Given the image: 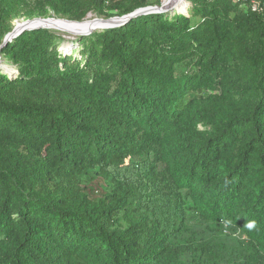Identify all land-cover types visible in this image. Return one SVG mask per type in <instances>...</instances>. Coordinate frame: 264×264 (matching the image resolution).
I'll return each mask as SVG.
<instances>
[{
  "label": "trees",
  "instance_id": "16d2710c",
  "mask_svg": "<svg viewBox=\"0 0 264 264\" xmlns=\"http://www.w3.org/2000/svg\"><path fill=\"white\" fill-rule=\"evenodd\" d=\"M162 1L0 0V47ZM187 1L1 49L0 264H264V0Z\"/></svg>",
  "mask_w": 264,
  "mask_h": 264
},
{
  "label": "water",
  "instance_id": "95a60500",
  "mask_svg": "<svg viewBox=\"0 0 264 264\" xmlns=\"http://www.w3.org/2000/svg\"><path fill=\"white\" fill-rule=\"evenodd\" d=\"M181 6H183V9H180ZM188 7H189V2L187 0H170V1L163 0L160 5L142 7L129 14L123 16H114L110 18H103L98 16L94 18H90L93 15V13H89L87 17L82 21L58 18L55 16L34 17L31 19L17 20L14 29L6 35L4 42L0 47V67L2 65L6 66V64L3 63L1 58V49L4 46H6L11 40H13L15 37H17L26 30H33L38 28L61 29L65 25L78 24L80 25V28L77 32V36L83 37L85 35H90L95 30L119 27L121 25L126 24L131 19L143 14L162 13L168 11L172 12L175 10L178 12L187 13ZM88 22H94L95 24L92 26L86 25V23ZM70 48H72L71 44L69 45V48L66 49H70ZM6 71H10V70H6Z\"/></svg>",
  "mask_w": 264,
  "mask_h": 264
},
{
  "label": "bare ground",
  "instance_id": "6f19581e",
  "mask_svg": "<svg viewBox=\"0 0 264 264\" xmlns=\"http://www.w3.org/2000/svg\"><path fill=\"white\" fill-rule=\"evenodd\" d=\"M164 1H170V0H164ZM182 8H183V6L180 7V9H182ZM94 24H95L94 22H88V23H86V25H89V26H92ZM79 28H80V25H78V24H74V25L71 24V25L63 26L61 28V30H63V31L66 30L67 32H71V33H74V34L77 35V32H78ZM2 66H4V65H2ZM4 67H6V66H4Z\"/></svg>",
  "mask_w": 264,
  "mask_h": 264
},
{
  "label": "rangeland",
  "instance_id": "374dc122",
  "mask_svg": "<svg viewBox=\"0 0 264 264\" xmlns=\"http://www.w3.org/2000/svg\"><path fill=\"white\" fill-rule=\"evenodd\" d=\"M183 9V8H182ZM94 17H96L95 15H92L90 18H94ZM66 26V25H65ZM55 30H58L61 34H63V36L66 38V40L67 41H69V40H73V39H75L76 38V34H74V33H71V32H67L66 30H61V29H55ZM70 44H72V43H66V47L68 48V46L70 45ZM74 46H77V43H75V45H73V47ZM62 49V48H61ZM6 66L8 67V68H10V66L9 65H7L6 64ZM12 67V66H11ZM11 69V68H10ZM12 70V69H11Z\"/></svg>",
  "mask_w": 264,
  "mask_h": 264
},
{
  "label": "clouds",
  "instance_id": "9594fccd",
  "mask_svg": "<svg viewBox=\"0 0 264 264\" xmlns=\"http://www.w3.org/2000/svg\"><path fill=\"white\" fill-rule=\"evenodd\" d=\"M247 227H248L249 229H252V228L255 227V223H254V222H249V223L247 224Z\"/></svg>",
  "mask_w": 264,
  "mask_h": 264
}]
</instances>
